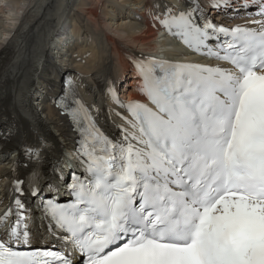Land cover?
Returning <instances> with one entry per match:
<instances>
[{
  "label": "snow or ice",
  "instance_id": "6c2138e0",
  "mask_svg": "<svg viewBox=\"0 0 264 264\" xmlns=\"http://www.w3.org/2000/svg\"><path fill=\"white\" fill-rule=\"evenodd\" d=\"M188 3L156 19L231 67L137 61L138 89L154 108L123 105L131 119L118 139L69 85L57 103L80 134L84 173H73L69 202H41L60 244L31 247L17 198L15 212L0 214V264H264V0H237L234 11L260 19L233 27L207 17L199 0Z\"/></svg>",
  "mask_w": 264,
  "mask_h": 264
},
{
  "label": "bare ground",
  "instance_id": "6f19581e",
  "mask_svg": "<svg viewBox=\"0 0 264 264\" xmlns=\"http://www.w3.org/2000/svg\"><path fill=\"white\" fill-rule=\"evenodd\" d=\"M159 1L172 0H0V205L12 197L11 187L23 183L12 181L11 169L26 174L27 187L34 170L52 179L54 157L73 146L75 132L54 106L64 74L75 80L100 124L117 131L118 119L104 94L108 84L123 80L121 94L140 98L133 93L134 61L145 54L170 56L177 49L174 41L158 38V24L149 26ZM67 25L69 39L60 37L62 43L53 48ZM27 144L39 149L38 159L21 154Z\"/></svg>",
  "mask_w": 264,
  "mask_h": 264
}]
</instances>
